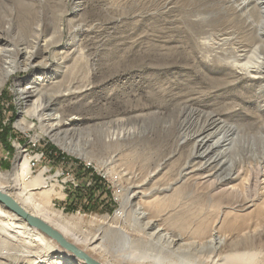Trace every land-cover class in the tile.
Masks as SVG:
<instances>
[{"label":"rangeland","instance_id":"1","mask_svg":"<svg viewBox=\"0 0 264 264\" xmlns=\"http://www.w3.org/2000/svg\"><path fill=\"white\" fill-rule=\"evenodd\" d=\"M77 1L37 0L35 7L26 9V19H32V24V15L36 11H42L44 28L47 29L44 36L50 34L51 24H56L57 21H60L57 26L67 27L71 21L83 20L86 29L77 33L75 45L67 48L65 43L68 39L65 36L57 49L42 53L52 62L45 70L38 67L24 69L26 62L15 50H10L5 57L9 62L4 64L10 74L4 76L0 72V124L6 125L10 119L13 121L10 122L12 131L8 136L10 148L0 139V171L11 170L22 154L35 157L46 146H51L52 157H46L43 152L40 158L37 156V159L32 160V173L42 171L49 183H54L56 189L61 190L63 196L52 197V204L72 220L77 228L93 233L104 222L102 216L105 219L112 217L118 210V217L124 221L129 240L147 243L158 241L172 246L174 242L171 239L176 235L180 239L173 248L181 246L190 249L197 245L204 252V259L191 256H186L185 259L194 264H209L205 260L211 247L200 238L217 222L220 236L235 233L241 225L250 222L257 226L259 223L264 224V188L259 189L261 194L252 207L234 211L224 207V202L233 197L232 193L228 197L227 194L222 197L218 193L208 195L190 177L177 179L180 166L191 160L194 142H180V138L193 135L197 129L194 122L188 121L193 113L189 107L202 116L205 111L219 108L226 113L228 121L235 122L246 121L249 114L255 113L254 119H264V114L258 115V108L253 102L248 104L246 112H235L223 103L228 101L231 94L240 91L241 86L218 92L220 97L217 98L218 101H214L211 91L200 88L198 77L188 76V70L182 69L186 67L174 65L176 53L168 36L173 33L177 0H82L84 8L74 10ZM6 4L10 8L7 15L14 17L15 27L20 20L11 10V1L8 0ZM7 15L5 13L0 21V30L3 32L5 29L4 33L9 40L10 36L15 35V29L9 30L11 21ZM157 24L162 31L160 37H146L141 42L138 40L134 53H126L137 34L142 31L150 33ZM109 34L111 39L108 38ZM153 41L166 48L151 46ZM141 43H144L146 49L139 48ZM12 45L14 44L0 39L1 48H12ZM74 48L75 53L63 63L65 67L57 66L52 60L55 52L71 51ZM62 69L66 70L63 75ZM32 80L45 84L51 82L63 88L70 85L74 89H83L62 97L58 110L47 109L45 115L55 113L61 120L70 121L71 124L62 125L64 129L69 128L67 135L62 138L74 144L73 150H84L90 158L88 156V159H84L60 148L49 136L43 135L39 120L35 118L30 119L31 128L28 130L14 126L23 109L17 92ZM253 83V87L257 88L259 82ZM203 90H207L210 97L201 96ZM176 92L182 93L181 96L174 97ZM194 96L200 97V100L190 99ZM47 97L44 95L41 102L46 103ZM13 108L15 114L12 117ZM72 116L76 118L68 119ZM49 121L54 128L56 120ZM54 131L56 129L51 133ZM204 134L196 138H201ZM172 154L174 157L164 168L153 172L158 163ZM249 161L245 165L254 164L253 160ZM79 165L90 168L91 172L103 179L105 190L110 192L116 203L111 213L93 209L85 198L81 201L73 200L75 188L82 192V196H97V190L92 187L91 173L82 174ZM243 168L241 177L229 183L236 184L240 193L244 191V181L251 179L244 165ZM150 176L152 178L145 187L156 188L174 180L175 182L168 191L145 197L134 196L129 186ZM71 179L76 186L71 184ZM263 185L264 183L261 186L264 187ZM116 192L126 199L124 209H121L115 198ZM70 205L75 210L64 209ZM123 214H126V218H122ZM154 219L156 222L151 225ZM2 249L6 251L7 246H2ZM253 249L264 257V234L259 242H255ZM24 257L25 254L23 256L20 252L4 253L1 261L6 264L30 262H25L27 259L24 261Z\"/></svg>","mask_w":264,"mask_h":264},{"label":"bare ground","instance_id":"2","mask_svg":"<svg viewBox=\"0 0 264 264\" xmlns=\"http://www.w3.org/2000/svg\"><path fill=\"white\" fill-rule=\"evenodd\" d=\"M7 1L0 0V21L10 10ZM10 1L11 10L20 23L17 22L13 27L14 17L7 15L11 21L9 30L15 29V35L10 36L9 40L6 37L8 35L4 33L5 29L3 32L0 30V39L14 44L12 48L0 47V72H3L4 76L10 74L4 64L9 62L5 57L10 50H15L26 62L24 69L38 67L45 70L52 62L42 53L57 49L65 36L68 39L65 43L67 48L75 45L77 33L86 29L83 20L71 21L67 27L57 26L60 22L57 21L56 24H51L53 26L50 34L44 36L47 29L44 28L42 11H36L32 15L33 24L32 19H26L25 16L26 9L35 7L37 0ZM175 4L173 33L168 36V41L173 43L176 53L174 65L186 67L182 69L188 70V76L198 77V85L211 91L214 101H218L217 98L220 97L218 92L241 86L240 91L231 94L227 99L229 102L223 103L235 112H246L248 104L253 102L258 108V115L264 114V0H177ZM74 8H84L83 1L78 0ZM159 24L155 25L150 33L142 31L137 34L126 53H134V48L139 44L138 40L160 37L162 31ZM108 38L111 39L110 34ZM153 42L151 46L166 48L161 43ZM139 48H145L144 43H141ZM74 51L75 48L71 51H57L52 60L57 66L65 67L63 63L72 57ZM65 71L62 69L60 74L63 75ZM253 82H259L257 88L253 87ZM44 84L45 82L32 80L19 88L17 95L23 109L14 126L28 130L31 128L30 119L35 118L39 120L43 135L49 136L60 148L88 159L86 151L73 150L74 144L62 138L67 135L69 129H64L62 125L71 122L61 120L55 113L51 116L45 115L47 109L58 110L62 97L83 89H74L70 85L63 88L51 82ZM207 90H203L201 96H207ZM180 94L182 93L176 92L174 97H180ZM210 94L207 97H210ZM44 95L48 96L46 103L41 102ZM190 99L200 100V97L194 96ZM186 105L188 108V104ZM189 110L193 113L188 117V121L194 122L197 129L193 135L180 138V142H194L191 160L180 166L177 179L190 177L193 183L205 189L208 195L218 193L222 197L227 194L228 197L232 193L233 197L224 202V207L230 210L244 211L252 207L261 194L259 189L264 188L261 186L264 183V119H254L255 113L249 114L246 121L235 122L228 121L225 118L226 113L219 108L205 111L203 116L191 107ZM73 118L76 117L68 119ZM53 119L56 120L54 128L53 124L48 123ZM55 129L56 131L51 133ZM201 134L204 135L196 138ZM173 157L174 154L158 163L153 172L164 168ZM34 158L37 159V156L28 157L22 154L11 170L0 171V190L101 264H194L185 259L186 256L195 259L204 257V252L199 250L201 246H192L190 249L181 246L173 248L180 239L176 235L171 239L174 242L172 246L158 241L147 243L129 240L124 221L118 217V210L112 217L105 219L102 216L104 222L100 227H96L95 232L80 230L61 210L53 206L51 198H61L62 192L59 188L56 189L54 183H49L48 177L43 175L42 171L32 173ZM249 160H253L254 164L245 165ZM243 165L251 179L244 181V191L240 193L236 184L229 183L241 177ZM152 176L129 186L134 196L145 197L168 191L175 182L171 181L162 187H145ZM224 185L226 186L221 188ZM115 198L118 199L121 209H124L126 199L119 192H116ZM125 216L126 214H123L122 218ZM155 222V219L152 220L151 225ZM217 223L210 226L206 235L200 238L211 247L205 261L210 262L209 264H264V257L253 249L255 242H259L264 234L263 223H259V226L254 222L241 225L235 233L229 232L225 236L219 235ZM2 246H7V250L3 251ZM3 252H20L23 256L25 254L26 258L23 260L30 261L27 264H86L84 260L61 247L53 238L30 226L24 218L0 203V264H6L1 261Z\"/></svg>","mask_w":264,"mask_h":264},{"label":"trees","instance_id":"3","mask_svg":"<svg viewBox=\"0 0 264 264\" xmlns=\"http://www.w3.org/2000/svg\"><path fill=\"white\" fill-rule=\"evenodd\" d=\"M12 110H13V112H12V117H13V115L15 114V111H14V108ZM10 120L13 121L12 119H10ZM11 121H9V123L6 125H4L2 123L0 124L1 125V127H0L1 128L0 129V134H1L0 139L3 141L4 145H6L8 148H10V143H8V136L12 131L11 123H10ZM49 149H50V151H49ZM52 151H53V147H51V146H46L45 149L43 150L46 157H52L53 156ZM56 159H57V156H56ZM84 167L79 165V168L82 170L81 171L82 174L87 175L88 173H91L90 178H91L92 184H93L92 187H94L95 191L97 190V196L91 197V194L86 195V196H82L81 195L82 192L79 189L77 190L75 188L74 191H76V195L73 197L74 198L73 200L81 201L82 198H85V199H87L86 203L90 207H92L93 209H96L98 211L111 213L113 211L116 203L111 198L110 192L105 190L104 184H103V179L100 176H98L97 174H95L94 172H91L90 169H85L88 167H85V168ZM73 200H71V201H73ZM64 209H67V211L75 210L71 205L68 207L65 206Z\"/></svg>","mask_w":264,"mask_h":264},{"label":"water","instance_id":"4","mask_svg":"<svg viewBox=\"0 0 264 264\" xmlns=\"http://www.w3.org/2000/svg\"><path fill=\"white\" fill-rule=\"evenodd\" d=\"M0 203L3 204L7 209L17 213L24 218L30 226H33L47 236L53 238L61 247L74 254L76 257L84 260L86 264H101L99 261L90 257L88 254L83 252L81 249L76 247L73 243L69 242L65 237L56 229L49 226L47 223L42 221L40 218L30 214L24 210L18 203H16L7 193L0 190Z\"/></svg>","mask_w":264,"mask_h":264},{"label":"built area","instance_id":"5","mask_svg":"<svg viewBox=\"0 0 264 264\" xmlns=\"http://www.w3.org/2000/svg\"><path fill=\"white\" fill-rule=\"evenodd\" d=\"M37 156H38V158H40L42 155H43V150L42 151H40V153H38V154H36ZM87 169H90V168H87ZM71 184L73 185V186H76L77 184L71 179Z\"/></svg>","mask_w":264,"mask_h":264}]
</instances>
